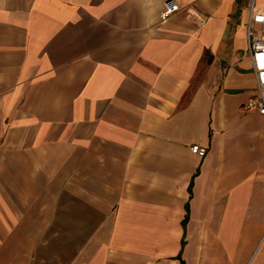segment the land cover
Masks as SVG:
<instances>
[{"label": "crops", "instance_id": "1", "mask_svg": "<svg viewBox=\"0 0 264 264\" xmlns=\"http://www.w3.org/2000/svg\"><path fill=\"white\" fill-rule=\"evenodd\" d=\"M164 1L0 0V264H264V0Z\"/></svg>", "mask_w": 264, "mask_h": 264}, {"label": "built area", "instance_id": "2", "mask_svg": "<svg viewBox=\"0 0 264 264\" xmlns=\"http://www.w3.org/2000/svg\"><path fill=\"white\" fill-rule=\"evenodd\" d=\"M178 10L179 7L173 0H165L159 12V20H166ZM262 29H264V9L258 12L250 10L246 23L245 40L247 55L254 76L255 96L245 103L244 108H255L259 115H264V37L261 32ZM189 152L198 157L205 155V149L198 145L190 146Z\"/></svg>", "mask_w": 264, "mask_h": 264}, {"label": "trees", "instance_id": "3", "mask_svg": "<svg viewBox=\"0 0 264 264\" xmlns=\"http://www.w3.org/2000/svg\"><path fill=\"white\" fill-rule=\"evenodd\" d=\"M187 206H185V211L187 212V208H186ZM186 221V215L184 216V219H183V222H182V224H184V222ZM182 264V263H181Z\"/></svg>", "mask_w": 264, "mask_h": 264}]
</instances>
